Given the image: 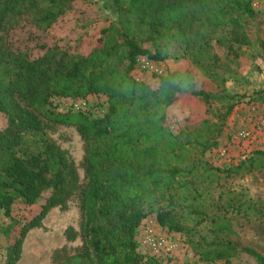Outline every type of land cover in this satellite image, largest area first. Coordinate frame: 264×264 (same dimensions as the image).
Here are the masks:
<instances>
[{
    "label": "trees",
    "instance_id": "trees-1",
    "mask_svg": "<svg viewBox=\"0 0 264 264\" xmlns=\"http://www.w3.org/2000/svg\"><path fill=\"white\" fill-rule=\"evenodd\" d=\"M72 1L0 0V29L13 16L44 30ZM105 1L115 20L86 55L57 45H43L37 57L0 47V114L7 119L0 131V210L9 215L15 202L29 207L46 191L50 195L39 213L21 226L7 249L6 264L19 261L28 231L65 199L71 172L65 153L48 139L42 140L41 152L25 148V136L42 133L43 121L77 128L86 147L87 181L80 200L83 251L60 264H164L144 260L137 252V229L149 214L162 229L185 234L189 247L205 263L229 262L242 252L264 264V256L254 248L239 249L220 237L228 229L214 228L215 213L199 189L218 171L198 159L218 145L212 127L205 119L189 122L175 135L165 124V109L182 96L205 103L213 96L187 71L166 72L155 88L132 75L137 58L163 61L162 51L177 44L204 76L215 77L210 63L202 59L209 57L212 42L229 49L249 45L245 29L256 15L254 0ZM88 97L105 99L101 117L52 106L53 99ZM227 97L223 121L234 108ZM260 97L264 104V90ZM204 221L210 226L203 233Z\"/></svg>",
    "mask_w": 264,
    "mask_h": 264
},
{
    "label": "rangeland",
    "instance_id": "rangeland-1",
    "mask_svg": "<svg viewBox=\"0 0 264 264\" xmlns=\"http://www.w3.org/2000/svg\"><path fill=\"white\" fill-rule=\"evenodd\" d=\"M109 5L105 0H73L44 30L35 28L25 17L11 16L0 29V47L27 51L31 57H37L42 53L43 45H57L70 53L86 55L99 45L101 31L115 20ZM253 7L256 15L245 29L249 45H234L229 49L228 45L211 43L209 57L202 59V63H210L217 74L213 78L204 76L181 46L173 44L162 51L166 72H189L198 87L213 96L205 103L201 98L184 95L164 112L165 124L175 135L189 122L205 119L212 127L218 145L198 159L218 169L214 176L204 177L199 188L205 204L215 213L214 228L226 227L228 230L220 237L236 244L239 249L251 247L264 256V132H256L252 142L232 140L237 129L247 126L252 107L264 116V104L258 99L264 90V0H254ZM143 46L152 50L150 45ZM146 74L150 77L149 84L157 87V77L149 73L144 76ZM142 81L147 83V80ZM224 95L232 98L234 103L233 111L225 121L222 115L228 104ZM86 100L87 112L92 117H101L106 110L105 99L88 97ZM69 101L53 99L52 106L57 111H66ZM43 123L42 133L25 136V148L28 152H41L42 140L48 139L65 153L71 172L67 177L64 202L52 208L38 227L28 231L16 264H60L67 257L83 251L80 200L87 181L84 138L75 127ZM6 125V116L0 114V131ZM222 151H225L223 156ZM48 196L49 191H46L35 205L29 207L15 202L9 215L0 210L2 257H6L7 249L18 236L21 226L39 213ZM148 218L156 220L154 214L147 215L145 220ZM206 225L209 228L210 223L203 222V233ZM169 233L179 243L174 264H256L252 257L242 252L229 262L205 263L189 247L185 234Z\"/></svg>",
    "mask_w": 264,
    "mask_h": 264
},
{
    "label": "built area",
    "instance_id": "built-area-1",
    "mask_svg": "<svg viewBox=\"0 0 264 264\" xmlns=\"http://www.w3.org/2000/svg\"><path fill=\"white\" fill-rule=\"evenodd\" d=\"M134 71L140 74L149 73L151 76L161 77L165 75L166 70L162 61H153L145 56L137 58ZM137 81H142L140 78L134 77ZM86 99L70 100L68 109L74 112L87 111ZM252 115L246 120L247 126L239 128L235 131L232 140L241 142H252L255 139L256 132H264V116L256 109L252 107ZM257 114V115H256ZM225 154V151L221 152V156ZM137 240V252L143 257L157 259L164 264L174 263L175 254L179 248L177 239L174 238L168 231L159 227L156 220L148 218L141 223L137 229L135 236ZM0 264H6V257L1 256L0 252Z\"/></svg>",
    "mask_w": 264,
    "mask_h": 264
},
{
    "label": "crops",
    "instance_id": "crops-1",
    "mask_svg": "<svg viewBox=\"0 0 264 264\" xmlns=\"http://www.w3.org/2000/svg\"><path fill=\"white\" fill-rule=\"evenodd\" d=\"M132 75H133L134 77L140 78L141 80H147V83H149L148 80L150 79V77H149L147 74L144 76V74H140V73L137 72V71H133V72H132Z\"/></svg>",
    "mask_w": 264,
    "mask_h": 264
}]
</instances>
